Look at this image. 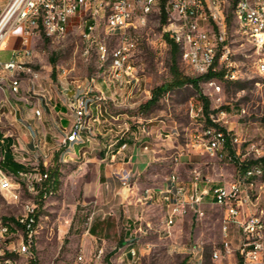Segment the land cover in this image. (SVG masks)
Instances as JSON below:
<instances>
[{
    "label": "rangeland",
    "instance_id": "374dc122",
    "mask_svg": "<svg viewBox=\"0 0 264 264\" xmlns=\"http://www.w3.org/2000/svg\"><path fill=\"white\" fill-rule=\"evenodd\" d=\"M8 1L0 0V14ZM230 20L228 18L225 41L229 52L218 70L233 72L235 78L215 79L219 92L205 85L203 80L199 81L197 90L191 85H184L163 94L154 106L145 110L139 107L149 100L151 90L170 80L169 46L156 21L150 22L132 37L135 49L130 63L135 67L134 75L138 81L134 90L136 103L131 106L128 103L112 106L100 90V83L115 86V91L120 90L116 81L111 80L110 58H105V61L99 56L97 45L104 44L102 40L83 41L80 30L75 27H69L66 35L57 40H49L42 35L29 39L30 56L23 58V63L35 76L20 75L21 84L16 95L10 94L6 86L0 85V138L12 139L15 159L26 158L27 166H22L27 169L28 177L36 176L35 168H41L42 160L41 151L32 147L28 130L20 125L24 115L22 101L18 99L23 97L27 98L28 107L37 108L43 117L47 114L44 103H48V99L58 102L61 95L65 99L79 91H87L86 99L91 102L101 93L107 103L105 117L112 115L115 118L110 119L109 125L103 128L111 129L109 138L112 141L107 146L110 145V149L118 146L121 143L118 141L123 140V132L127 129L124 138L129 147L125 150L134 149L136 154V145L142 149L140 141H145L148 145L145 154H151L153 150L155 154L138 177L132 171L134 176L128 179L122 202L116 196L108 203L109 197L103 193L101 186L94 198V188L87 191L91 162L83 165L84 168H78L83 160L69 159V146L58 153L54 152L46 167L48 172L58 168L56 188L41 192L42 186L36 195L24 193L21 197L22 203L31 200L36 205L32 255L17 254V241L13 240L9 245L0 244V264H186L189 258H194L198 246L203 249L202 264L237 263L241 234L236 226H230L227 237L230 252L225 253L221 233L223 209L209 200L206 199L199 206L201 214L187 211L178 217L170 228L169 236L164 232L165 211L161 202L137 200L148 188H162L172 173L184 184L189 183L194 173H197L204 181L202 186L214 187L241 176L242 171L238 170L237 163H242L246 168L262 163L259 160L264 158V77L256 71L259 55L255 53L253 43ZM18 32L15 31L6 40L0 58L7 57L11 50L21 48L16 36ZM114 45L115 41H109V50ZM177 65L180 72L188 76L189 72L181 63L179 55ZM198 92L209 101V109L224 111L219 123L229 133V137L238 140L237 143L228 144L227 157H210L193 147L205 125ZM96 103L99 122L90 125L89 131L98 140L101 136L95 128L103 125L101 120L104 116L98 113L103 101L96 100ZM27 123V127L39 136L40 125L36 128L30 122ZM142 128L147 135L142 133ZM155 133L160 134L157 141L153 138ZM166 134L168 138L164 136ZM85 138L86 132L82 133L77 143L87 145ZM11 145L8 146L10 151ZM90 145L83 150L90 153L91 157L94 153L92 147L89 149ZM34 146H41L40 137H34ZM229 151L233 154L230 155ZM98 154L103 156V153ZM63 155H66L65 158ZM128 156L124 155L125 162ZM132 161L136 162V156ZM11 179H24V176L11 175ZM250 197V211H244L239 220L252 215L262 224L259 264H264V190L258 188V181ZM95 198L96 202H90ZM21 202L12 204L7 195L0 192V219L12 221L20 215ZM128 243L136 251L134 263L123 254ZM99 251L100 256L97 257ZM215 251H219L220 255L212 261L211 255ZM5 259L10 263H4Z\"/></svg>",
    "mask_w": 264,
    "mask_h": 264
},
{
    "label": "built area",
    "instance_id": "2783aa9c",
    "mask_svg": "<svg viewBox=\"0 0 264 264\" xmlns=\"http://www.w3.org/2000/svg\"><path fill=\"white\" fill-rule=\"evenodd\" d=\"M230 1L235 0H9L0 14V51L5 48L6 40L17 30L19 32L16 36L20 40L21 48L11 50V56L8 59L0 58V70H5V77L0 79V85H6L10 94L17 93L16 80L11 77V64L20 62V67H25L23 57L30 56L28 49L30 38L42 35L46 39L57 40L66 35L69 27H75L80 30L83 41L102 40L104 42L102 58L115 60L118 88L134 91L138 77L133 76L135 67L130 63L135 49L132 37L152 21H156L161 26L162 34L178 46L179 57L189 72L188 76L198 77L208 71H219L229 52L225 41ZM240 13L239 31L253 43L255 53L259 55L256 71L264 77V0L256 1L255 12L246 11L245 4V7H240ZM109 41H115V45L110 50ZM28 75L34 76L32 70H28ZM222 77L233 79L235 75L233 72L226 71L223 72ZM204 84L215 92L220 91L215 79L207 80ZM76 87L80 88L79 85ZM87 95L88 92L85 91L67 98L70 111L67 116V128L56 139L54 147L46 152L41 151L42 166L40 169L38 166L35 168V177L24 174V179H11V172L5 171L2 167L6 152L3 139L0 138V192L7 195L9 202L17 204L21 202L24 193L33 196L38 193L43 183L48 180L46 164L54 152H60L61 149L71 145L72 139H77V131L86 132L87 146L89 140L95 139L90 134L89 124H81V116L84 112L82 100L87 98ZM106 108L107 103L104 99L103 106L98 107L99 116H104V123H106ZM33 115L37 119V112L34 109ZM221 116H224L223 110L208 114L207 122H211V130L197 136L193 145L201 153L217 159L227 157V145L238 141L237 138L229 137L225 129V131L221 130L219 123ZM27 124V121L20 120L21 127L28 130L32 147L40 151L41 146H34V137L39 136L33 129H29ZM127 131L126 129L123 132V140ZM141 131L144 135L148 134L143 128ZM164 136L169 137L168 134ZM214 140L225 143V153L216 154ZM140 142L143 145L142 150L148 151L146 142ZM127 147V142H123L121 151H115L110 160L113 161L117 154L122 153ZM13 161L27 166L26 159L13 158ZM128 176L129 174L125 171L118 175L122 185L127 183ZM257 181L258 188L264 190V179H249V175H241L233 181L207 187L201 185L204 181L197 173H194L187 184L182 183L178 176L172 173L168 175L162 188L146 189L139 201L161 202L165 211L164 232L169 236L170 228L174 226L178 217L183 216L187 211L201 214L199 206L206 199L209 200L223 209L221 226L223 251L230 252L227 241L228 230L231 225L236 226L242 237V243L238 249L241 264H259L263 236L262 224L252 215L239 220V216L244 211H250L252 205L250 192ZM35 215V203L27 200L21 202V214L14 217L12 221L4 222L0 219V244L9 245L13 240L17 241V254L31 257L36 226ZM126 248L123 254L130 258L131 263H134L137 259L135 248L130 243L126 244ZM219 253V251L213 252L211 260H217ZM99 256L100 251L97 257ZM4 263H10V261L5 259ZM202 263L203 249L198 246L194 258H189L186 264Z\"/></svg>",
    "mask_w": 264,
    "mask_h": 264
},
{
    "label": "crops",
    "instance_id": "0c3cea01",
    "mask_svg": "<svg viewBox=\"0 0 264 264\" xmlns=\"http://www.w3.org/2000/svg\"><path fill=\"white\" fill-rule=\"evenodd\" d=\"M10 56H11V52L9 53V55H7V57L1 59L5 60L10 58ZM112 80L115 82L113 78ZM20 84H19V89H20ZM99 87L100 90L106 95L108 102L112 106L118 107L120 105H124L127 103L128 105L131 106L136 103V92H134L133 90L131 91V89L125 88L122 90L115 91L116 90L115 86L102 85L101 83L99 84ZM64 95L66 97L67 93L65 92ZM62 96L63 95L59 97L58 102L54 100L52 101V99H48V103L47 102L44 103V106L47 110V114H44L42 117L40 113V116L37 117V119L33 115V109L28 107L29 103L27 102V98L23 97L18 99L22 101L21 108H22V113L24 115V120L30 122V125L32 124L36 128L38 127L37 126L38 124L40 125L41 130L38 129L39 130L38 132H39V137L42 141V145L40 147V151L42 152H46L47 150L54 147L56 139L59 136H61L67 128L68 125L67 116L70 113V111L67 106V98L63 99ZM99 96H101L104 101L105 97L101 93ZM99 96L95 98V101H91L90 103L88 99L85 98L86 99L85 113H86V118H88L89 120V125H94L95 124L94 122H97L98 124L99 122L98 114H97L98 105L96 103V100ZM36 109L37 108H34V110ZM110 119H115V118L112 115H107L105 117V122H107V125L106 123H104V118H103V120H101V123L103 125L95 128V130H97V132L100 134L101 138L98 140L96 139L89 140V143L91 144L89 149H91L92 147V152L94 153V155L90 157L89 156L90 153L83 150V148L87 147L85 143H73L69 146L70 151L67 154V156L69 159L83 160V162L80 164L78 168H84L83 165H86L88 162L89 163L91 162V166L88 169V181L86 185H87V191H91L92 187L94 188L92 190L93 198L96 197V193H97L96 191L98 187L101 186L103 193H105V195L109 197V200L107 201L108 203L116 196L120 198L119 202L121 203L122 200L125 198L124 192L126 191L128 180L125 185H122L118 175H120L122 171H125L129 174L128 176L129 179L130 177L134 176V173L132 171H135L136 177H138L139 174H141L144 171L145 167L149 164V162L152 159H154L155 151L153 150V152L151 153L152 155L145 154L146 151H143L139 146L136 145V154H134V149H127L123 153L117 154L115 159L111 161L110 159L113 153L115 151H121L123 143L114 147L113 149H110L109 147L110 145L107 146L108 143L112 141V139L109 138L110 137L109 132L111 131V129L104 130L103 128L109 125ZM159 135L160 134L155 133L153 138L157 141ZM9 142L10 144L12 143L11 145V149H12V147H14L13 145L14 142L12 141V139H10ZM98 152L100 154L103 153V156L99 155ZM126 154H128L129 156H128V160L125 162L124 155ZM11 156L13 159L14 158L13 153H11ZM63 156L65 158L66 155ZM120 156H122V158ZM135 156H136V162L132 161V159ZM139 198L140 196L137 197L138 201ZM90 202H96V198L91 200Z\"/></svg>",
    "mask_w": 264,
    "mask_h": 264
},
{
    "label": "trees",
    "instance_id": "16d2710c",
    "mask_svg": "<svg viewBox=\"0 0 264 264\" xmlns=\"http://www.w3.org/2000/svg\"><path fill=\"white\" fill-rule=\"evenodd\" d=\"M165 42L168 44L169 46V54H170V64H169V74H170V80L166 83H163L160 86L154 87L151 90V95L148 101H146L143 105H141L139 107L140 110H145L148 109L152 106H154L159 98L174 89H178L183 87L184 85H191L194 89H198V83L200 80L203 81H207V80H211V79H221L223 76V71L219 70V71H208L206 74L202 75V76H198V77H188L183 75L177 65V57L179 55V48L178 46L171 40L169 39L166 35H163ZM51 62L53 63L54 61L51 60ZM53 75V73H52ZM198 97L201 101V106H202V113L204 116V123L207 124V116L210 112H215L214 110H210L209 109V101L207 100L206 97H204L202 94H200L198 92ZM222 131H225L224 129L221 128ZM9 138H4L3 139V143L5 148V158H4V164H3V168L5 171L7 172H11V175L13 176H19L18 173L19 172H23V173H27V169L25 167H23L22 165H19L17 163H15L12 159L11 153H12V149L11 151L9 150L8 146H10V142H9ZM121 143L123 142H128L126 139L119 141ZM119 143V145L121 144ZM229 149L228 145L226 147V150ZM230 155H231V151H229ZM233 154V153H232ZM259 161H261L262 163L258 164L260 165L261 169H262V177L264 179V158L260 159ZM237 168L239 171H244L245 167L242 163H237ZM257 165V164H255ZM43 170V169H42ZM58 178H59V171L58 168L55 167L52 170H49L48 172V183H43V190H41V192H47V191H53L56 188V185L58 183ZM50 193V192H49ZM36 218V215H35ZM6 221V220H5ZM4 221V222H5ZM92 230V232H94L93 229H90V231ZM10 254H7L6 256H9ZM236 264H241L240 258H238L237 263Z\"/></svg>",
    "mask_w": 264,
    "mask_h": 264
},
{
    "label": "bare ground",
    "instance_id": "6f19581e",
    "mask_svg": "<svg viewBox=\"0 0 264 264\" xmlns=\"http://www.w3.org/2000/svg\"><path fill=\"white\" fill-rule=\"evenodd\" d=\"M256 1L257 0H235V1H230V4H228V18H231V20L236 23L238 30H239V21H241L240 7H245V4H246V11L255 12ZM97 50H98V53H99L101 60H105V58H102V54L104 53V44L99 43L97 45ZM29 52H30V50H29ZM26 57H29V56H26ZM26 57H23V58H26ZM23 66H25V67H20V62H13L11 64V77L14 80H16V92H17V93H11L13 95L18 94V92H19V84L21 82L20 81V75H22V74L28 75V70H31L24 63H23ZM27 67H28V69H27ZM109 69L111 71V77L116 81V67H115V60H113V58H110ZM134 72H135V69L133 68V76L136 77L134 75ZM34 76H35V73H34ZM4 77H5V70H0V79H4ZM97 100L103 101L101 96H99L97 98ZM85 106H86V99H83L82 100V109L84 110V112L81 116V124H89V120H88V118H86ZM35 111L37 112V117H39L40 111L38 109H36ZM89 127H90V125H89ZM208 130H211V122H207V124H205L203 126L202 133H208ZM82 133H84V131H77V139H72L71 144L77 143L78 141H80V139L82 138ZM214 149H215L216 154L225 153V143H222L221 140H214ZM263 163H264V161H263ZM24 174H26V173H23V172L18 173V175L20 177L24 176ZM241 175H249V179H263L262 169H261L260 165H258V164L246 168L244 171H242Z\"/></svg>",
    "mask_w": 264,
    "mask_h": 264
}]
</instances>
